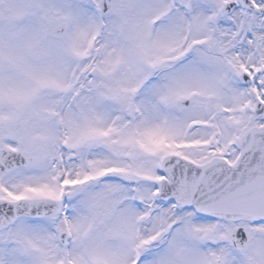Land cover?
I'll list each match as a JSON object with an SVG mask.
<instances>
[{"label": "snow or ice", "instance_id": "snow-or-ice-1", "mask_svg": "<svg viewBox=\"0 0 264 264\" xmlns=\"http://www.w3.org/2000/svg\"><path fill=\"white\" fill-rule=\"evenodd\" d=\"M0 264H264V0H0Z\"/></svg>", "mask_w": 264, "mask_h": 264}]
</instances>
